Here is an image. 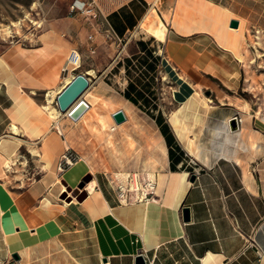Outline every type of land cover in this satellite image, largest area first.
I'll use <instances>...</instances> for the list:
<instances>
[{"label": "crops", "instance_id": "crops-1", "mask_svg": "<svg viewBox=\"0 0 264 264\" xmlns=\"http://www.w3.org/2000/svg\"><path fill=\"white\" fill-rule=\"evenodd\" d=\"M33 1L41 4L45 31L35 39L38 47L26 50L32 85L52 84L59 73L77 70L72 78L82 73L92 85L97 76L100 90L115 92L106 93V99L119 102L109 117L113 120L112 114L122 110L126 120L120 124L113 120L111 131L128 121L127 112L143 113L154 126L156 140L148 144L145 135L138 139L143 142L139 167L155 173L156 187L152 200L124 204L115 186L97 174L93 180L99 196L88 192L82 202L54 215L42 227L25 229L18 224V215L15 219L0 215V264H135L139 252L146 264H264V119L238 94L243 90L241 61L211 32H184L168 23L165 14L173 0H161V8L156 0H97L88 15L79 9L90 0ZM207 1L227 9L238 22L243 19L249 27L264 30V0ZM151 8L167 26L165 39L141 27ZM15 47L3 52L10 60V72L2 64L0 142L15 134L12 108L15 96L23 97L20 91L26 86L15 55L23 48ZM71 49L79 54L78 66L67 62ZM202 92L216 102L200 100ZM180 93L197 99L193 116H189V100L177 98ZM165 97L169 100H162ZM82 98L86 100L84 94ZM88 104L81 117L91 109ZM180 108L187 112L184 140L171 118ZM232 118H237L236 130L229 129ZM80 119L72 121L76 124ZM219 125L224 128L214 136L213 127ZM80 127H72L71 140L61 131L36 137L47 182L52 179L48 173H58L68 184L92 173L86 158L93 156V148L82 142ZM189 128L204 144L200 156L186 146L192 138ZM223 145L228 154L221 153ZM67 150L80 158L61 171L60 160ZM234 152L240 161L232 156ZM192 174L194 181H190ZM184 208L188 220L183 219ZM7 234L15 239L13 247Z\"/></svg>", "mask_w": 264, "mask_h": 264}, {"label": "rangeland", "instance_id": "rangeland-1", "mask_svg": "<svg viewBox=\"0 0 264 264\" xmlns=\"http://www.w3.org/2000/svg\"><path fill=\"white\" fill-rule=\"evenodd\" d=\"M155 2L161 8V0ZM170 7L172 8L167 13L168 23H170L171 16L179 12L177 0H173ZM182 15L184 16V14ZM233 17L236 16L233 15ZM44 20L45 16L40 3L33 0H0V72L3 75L2 64H6V71L10 72V60L6 55L3 56V52L11 45L16 46L15 48H23V52H20L18 56L15 55L19 66V75L25 79L24 84L26 85L22 86L23 91L20 92L25 97L28 107L41 113V116L47 117L46 112L41 109V105L46 103L49 95L51 105L59 111L58 125L53 119L43 121L32 117L30 119L35 124L30 123L29 126H25L19 122L20 131L11 135L10 140L5 141L10 145L18 143L17 147L13 152L0 151V209L13 219L18 215V224L25 229L42 227L54 215L63 212L67 207L71 208L74 204L82 202L88 195L87 187L94 179V175L102 174L113 186L119 181L132 186V179H136L135 181L140 186L144 173L155 176L153 171L145 169L146 166H143L142 170L139 167L143 142L138 139L145 135L148 144L154 143L156 140L151 120L139 111L136 113L127 112L128 121L122 127L111 131L110 126H112L113 120L109 116L118 106L106 99V93L115 95V92L100 90L98 85L101 80L95 76L92 85H89L84 93L91 103V109L81 121L76 123L81 125L79 137L83 139L82 142L86 145L90 144L93 148V156L86 158L90 162L92 173L89 172L74 184H68L58 176V173H48L52 179L51 182L46 181L48 177L44 160L39 155L36 137H32L30 134V127L37 126L40 133L37 137L40 138L46 132L52 131L58 135L61 131L65 138L67 136V140H71L69 134L76 124L65 112L59 110L56 97L65 84V78L77 70H66L59 73L52 84L47 81L44 83L45 86L32 85L33 73L30 70L32 64L27 61L26 50L38 47L35 39L45 31L42 27ZM241 22L237 52L233 53L235 56L237 53H241L246 57L244 62L241 61L244 79L243 90H240L238 94L251 103L252 110L255 111L258 118L264 119V30L249 27L243 19ZM7 30L10 32L7 33ZM52 92H54L53 96H51ZM206 98H209L212 104L213 101L216 102L213 96H207L204 92L200 93V100H207ZM162 100L168 101L169 98L165 97ZM237 102L243 104L244 100H237ZM102 120L107 122L104 123L105 129H102ZM208 151L211 153V150L206 152ZM149 159L151 160V158ZM6 162L9 163V166L6 165ZM57 180L65 185L64 191L61 192L56 188L61 185L56 183ZM43 194H49L50 198L58 203L49 214L37 209L41 204ZM64 202L68 203L66 207L60 205ZM27 230L28 233L32 231V229Z\"/></svg>", "mask_w": 264, "mask_h": 264}, {"label": "bare ground", "instance_id": "bare-ground-1", "mask_svg": "<svg viewBox=\"0 0 264 264\" xmlns=\"http://www.w3.org/2000/svg\"><path fill=\"white\" fill-rule=\"evenodd\" d=\"M177 10L178 13L174 14L172 18L170 19V23L172 26L178 30L184 31V32H192V31H209L211 32L217 39V41L224 46L225 48L231 50L234 54L235 51L237 52V43H238V34L241 30V20H239L236 17H233V14L229 12L227 9L223 8L222 6L216 5L210 1L207 0H177ZM184 11V13H181ZM184 14V16L182 15ZM165 19L168 20V15L165 14ZM211 20V22H209ZM185 21H188V23H185ZM232 21L238 22V27L231 26ZM141 27L151 35L155 36L157 39H165V35L167 32V26L166 24L161 20L159 17L157 11L155 8H151L149 12L144 17L143 21L141 22ZM10 31L7 30V33ZM237 59L240 61H245V55L241 53H237L236 55ZM79 54L75 49H71L68 57L67 62L69 63V66L71 65H79ZM72 79V75L65 78V84L62 88H64ZM61 88V90H62ZM54 92H52L51 96H53ZM86 97V96H85ZM57 98V97H56ZM177 98L179 100L187 101L189 100V116H193L191 112L193 111L192 107L196 105L197 99L195 96H192V94L187 93H180L177 95ZM86 100L89 102V100L86 97ZM108 101L113 103L114 105H119V102H116V100H111L109 97L107 98ZM87 102V103H88ZM90 103V102H89ZM91 104V103H90ZM187 104V103H186ZM184 104V106H186ZM41 109L46 112L47 117L41 116V113L38 111L31 110L27 103L26 99L21 96H15V102L14 106L12 108V113L14 116V122L11 125V131L13 133H18L20 131L19 122L23 123L25 126H29V124H35V122L31 121V117L39 120H55V123L58 125L59 121L57 119V115L59 111L51 105V98H49V95L47 96L46 103L41 105ZM65 114L68 116L67 112ZM187 116V112L185 108H180L174 113H172L171 118L173 125L175 127V130L177 131L180 138L183 140L186 137V125L184 124V120ZM84 117V116H83ZM81 117V119L83 118ZM194 117L198 118L199 116L195 113ZM80 119V120H81ZM246 120V116H242V121ZM102 129L106 128V125L104 123H107L105 120H102ZM225 126V125H224ZM115 125L112 124L110 126V130L114 129ZM223 126H214L212 130V134L214 136H218L222 132ZM59 130V126L57 127ZM30 134L32 137L39 136V131L37 129V126L30 127ZM189 133L192 135V138H188L187 142V148L190 152L195 154L196 156H200L201 153L204 151V144L198 141V134L189 128ZM237 139V138H236ZM228 140V137H226V141ZM235 139L230 141H234ZM108 143L110 141L108 140ZM235 143V142H234ZM255 141L251 142V146L255 147ZM17 144L10 145L7 142H0V151H14L15 147H17ZM223 154H228V151L225 152L224 145L223 150L221 151ZM232 156L237 160L240 161V157L237 155L236 152L232 154ZM6 165L9 166V163L6 162ZM59 180V179H58ZM56 181V183H60L59 181ZM56 183H53L54 185ZM61 184V183H60ZM57 186V185H56ZM96 182L95 180H92L88 184V192L89 194H93L94 196H99V193L95 191ZM137 184L133 183V188L136 189ZM60 191L65 190V185L61 184L56 187ZM58 205L57 202H54L49 194H43L41 196V204L37 207L39 210H41L43 213H51L53 211V207ZM67 202H64L63 204H60L62 207L67 206ZM0 215L4 216L5 212L0 209ZM7 242L11 247L14 246L15 239L12 238L9 234L6 235Z\"/></svg>", "mask_w": 264, "mask_h": 264}, {"label": "water", "instance_id": "water-1", "mask_svg": "<svg viewBox=\"0 0 264 264\" xmlns=\"http://www.w3.org/2000/svg\"><path fill=\"white\" fill-rule=\"evenodd\" d=\"M231 26L238 27L237 21H232ZM89 87L88 78L78 73L70 80V82L59 92L56 98L57 106L61 112H67L68 117L77 121L88 110L89 104L82 98L83 94ZM112 118L116 124H120L126 120V116L122 110H118L112 114ZM230 130H236L238 128L237 118H232L228 122ZM195 180V175L192 174L190 181ZM83 184V183H82ZM80 184V186H82ZM84 198V197H83ZM82 198V200H83ZM183 219H189V211L187 208L183 209ZM13 257L17 258L16 254ZM135 264H146L145 258L141 252L135 257Z\"/></svg>", "mask_w": 264, "mask_h": 264}, {"label": "built area", "instance_id": "built-area-1", "mask_svg": "<svg viewBox=\"0 0 264 264\" xmlns=\"http://www.w3.org/2000/svg\"><path fill=\"white\" fill-rule=\"evenodd\" d=\"M97 0H90V4L84 8H80L79 12L82 14H91V11L93 8L96 7ZM76 8L74 5L71 6V10L74 11ZM240 121V118L239 120ZM79 156L76 152L72 150H67V152L63 155L62 159L60 160V170L63 171L65 168L71 166L74 162L79 160ZM138 177V176H137ZM140 186L135 181L136 179H132L133 183L135 182L137 184L136 189L132 186L126 184V182L119 181L115 184L117 197L121 203L124 204H130L134 202H141V201H149L154 198L155 194V176L153 174L144 173L141 177ZM256 247V251L258 252L259 257L262 256L260 249L254 244V242L251 243Z\"/></svg>", "mask_w": 264, "mask_h": 264}]
</instances>
